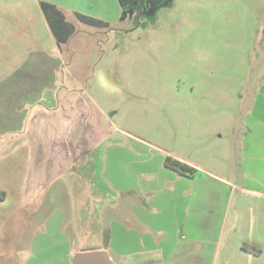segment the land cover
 <instances>
[{"label": "rangeland", "instance_id": "374dc122", "mask_svg": "<svg viewBox=\"0 0 264 264\" xmlns=\"http://www.w3.org/2000/svg\"><path fill=\"white\" fill-rule=\"evenodd\" d=\"M141 1L146 11L127 13L131 0H0V264H71L78 252L105 250L109 238L105 252L114 264H183L175 255L164 260V251L127 253L151 235L149 209L140 216L144 225L136 207L150 204L153 189L156 200V193L202 182L199 173L189 180L166 170L167 156L225 179L203 177L223 194L214 214L229 212L226 231L236 223L237 239L250 238L263 250L253 264H264V197L247 191L264 195V0ZM40 2L56 5L70 30L66 42L57 43ZM76 13L107 24L93 26ZM65 87L82 89L104 109L111 146L97 152L124 164L100 157L88 162L77 169L83 174L74 191L65 177L30 189L26 153L4 155L12 148L9 136L25 131L32 115L26 103L79 97L76 91L63 95ZM134 166L144 173H129ZM117 184L129 191L119 194L111 188ZM183 197L174 205L179 215L190 210ZM175 219L156 218V244L186 240ZM210 263L204 256L201 264Z\"/></svg>", "mask_w": 264, "mask_h": 264}, {"label": "crops", "instance_id": "0c3cea01", "mask_svg": "<svg viewBox=\"0 0 264 264\" xmlns=\"http://www.w3.org/2000/svg\"><path fill=\"white\" fill-rule=\"evenodd\" d=\"M51 77H49L50 79ZM48 89L56 90L55 85L47 87ZM79 92V95L75 100L68 96H65L63 102L59 104L41 103L40 101H34L26 103L30 106L32 115L28 118L25 126V131H14L13 136H9V142L12 144V148L6 152V156H11L15 153L25 152V160L27 158V172L25 177V186L30 189H37L38 186H48L51 183L63 178L65 182H69L70 188L74 191L77 188L79 179H82L80 175L83 173L77 170L79 167L85 166L87 169L88 162L92 165V162L97 159L103 158L107 163L114 162L123 163V160H117L119 157L108 155L105 150L104 153H98L97 150L102 145L111 146L107 141L111 139V128L107 124V117L105 111L98 102L90 94L84 92L82 89H73L70 87L63 88L62 94L69 92ZM62 96V95H61ZM264 100L263 98L260 101ZM258 96L255 97L254 104L250 108V113L253 114L254 108L259 104ZM25 146V150L20 152V147ZM1 154V148H0ZM112 154V153H111ZM180 161V160H179ZM194 168V173L190 176L181 175L178 172L173 171V175L178 173L180 177L188 178L192 180L198 173L201 175L198 181H202L197 188L184 189L183 191L172 190L165 192L164 196L160 193H156L153 200V194L157 192L153 189V194L150 197V204L142 207H136L139 211L138 219L145 225L147 222L140 218L141 215H145L148 210V218L152 217V230L155 227L156 218L163 219L165 215H173L176 223L179 224L184 230H186L187 238L182 243L174 244L172 247L169 245L167 248L164 246V241L156 244L155 238L151 235L145 234L140 238V247L134 249L129 254H136L140 252L151 253L157 251L160 255L164 251L163 259L168 261L172 255H175L182 260L183 264H201L204 256L208 257L210 264H216L218 260L224 261L227 264H240L242 261L246 264H253L255 260L261 255V248L252 243L249 239L246 241H240L236 237L237 224L229 225L226 231V222L229 212H225L222 215L216 216L214 210L220 208V202L223 194L219 191V186L213 182L208 183V180L204 179V175L218 183H227L225 179L219 174L205 169L197 163L191 161H181ZM112 165V164H111ZM114 166V165H113ZM112 166V168H113ZM115 167V166H114ZM124 169V166H122ZM144 173L143 167H131L129 173L134 175L141 174L138 171ZM101 172H105L106 169H100ZM115 171V170H114ZM170 174V173H169ZM175 177V176H173ZM88 185L91 184L89 178L87 179ZM223 181V182H222ZM207 183V184H206ZM194 185V184H193ZM124 185L117 184V187L111 186L113 190H116L119 194L127 193L129 190L124 189ZM247 188H242L246 190ZM221 190V189H220ZM256 198H263L264 195L260 190L252 189L247 190ZM90 192V191H89ZM87 191V193L89 194ZM107 194L112 191H106ZM92 195L94 193H91ZM95 195V194H94ZM184 195V197L182 196ZM141 195H138L140 198ZM183 197L187 199L190 205V210H183L181 215L178 214L176 204L179 198ZM90 200V197H88ZM229 198L227 199V204ZM249 206V205H248ZM250 207V206H249ZM88 208H92L90 201H88ZM147 210H146V209ZM209 209L210 212H204V209ZM153 210V212H149ZM137 211V212H138ZM144 211V212H143ZM229 211V206H228ZM243 211H238L241 214ZM167 213V214H165ZM180 213V211H179ZM250 223L254 221L253 211L250 210L249 215ZM166 222V221H165ZM175 223V224H176ZM161 224V223H160ZM120 225V224H119ZM164 225H168L167 222ZM122 226V225H121ZM151 227L150 225H148ZM173 226V225H172ZM168 227H171L168 225ZM140 234V232H139ZM112 237V235L110 234ZM111 238H109L110 242ZM109 242L104 247L106 251L109 249ZM243 244H247L248 247L244 248ZM146 245V246H145ZM206 245L208 247H206ZM165 248V250H164ZM151 251V252H150ZM110 258V254L106 252ZM73 255V254H72ZM71 256V254H70ZM116 256L128 257V254L123 252H116ZM150 261V257L145 259ZM141 260V261H145ZM161 260V259H160Z\"/></svg>", "mask_w": 264, "mask_h": 264}, {"label": "trees", "instance_id": "16d2710c", "mask_svg": "<svg viewBox=\"0 0 264 264\" xmlns=\"http://www.w3.org/2000/svg\"><path fill=\"white\" fill-rule=\"evenodd\" d=\"M40 6L43 9V14L49 24L51 32L57 40V43L60 44L66 42L70 30H68V27H66L63 17H60L61 15L58 13L56 5L48 2H40ZM76 15L80 21L93 24V26L107 24V22H104L102 19L94 18L90 15L87 16L79 13H76ZM163 165L166 168L174 170L181 175L190 176L194 173L193 167H190L186 163L181 162L179 159L173 158L171 156L164 158ZM2 197H4V194L0 192V198ZM243 247L247 248L248 245L243 244Z\"/></svg>", "mask_w": 264, "mask_h": 264}, {"label": "water", "instance_id": "95a60500", "mask_svg": "<svg viewBox=\"0 0 264 264\" xmlns=\"http://www.w3.org/2000/svg\"><path fill=\"white\" fill-rule=\"evenodd\" d=\"M71 264H114L105 250L81 251L73 256Z\"/></svg>", "mask_w": 264, "mask_h": 264}, {"label": "flooded vegetation", "instance_id": "af4514ba", "mask_svg": "<svg viewBox=\"0 0 264 264\" xmlns=\"http://www.w3.org/2000/svg\"><path fill=\"white\" fill-rule=\"evenodd\" d=\"M130 2H128V4H129ZM144 3V2H143ZM142 3V1L141 0H131V4H126V5H124V7L125 8H127V9H125L126 11H127V13L129 12V13H131V10H137L139 13H142L143 11H146L145 10V5ZM130 6L131 8H128V6ZM127 6V7H126Z\"/></svg>", "mask_w": 264, "mask_h": 264}]
</instances>
